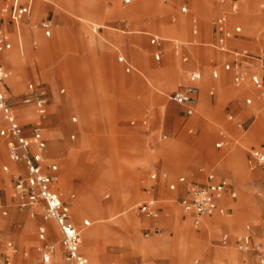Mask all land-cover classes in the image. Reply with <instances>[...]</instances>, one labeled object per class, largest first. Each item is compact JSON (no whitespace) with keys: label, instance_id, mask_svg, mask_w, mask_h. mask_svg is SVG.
<instances>
[{"label":"rangeland","instance_id":"rangeland-1","mask_svg":"<svg viewBox=\"0 0 264 264\" xmlns=\"http://www.w3.org/2000/svg\"><path fill=\"white\" fill-rule=\"evenodd\" d=\"M242 1L244 8L239 0L238 16L248 14L247 21L254 24V28L244 24L246 44L264 56V0ZM207 3L212 7L209 14ZM93 4L112 11V17H103ZM184 5H188V13L181 11ZM45 6L55 22L52 36L40 34L34 43L28 26L23 25V50L14 47L4 52L13 59L5 57L9 75L3 87L26 134L33 133L42 117L33 103L24 104L23 99L29 93H45L48 113L41 120L50 157L47 164L59 166L62 197L71 203L72 221L82 238L80 249L89 264H177L176 257H184V264H258L254 251H240L235 240L250 226L254 244L264 251V169L249 163L252 150L264 145V100L250 86L243 94H224L219 88L223 82L230 91L238 89L230 73L223 72L219 80L212 76L211 60L220 58L211 45L217 0H55V6ZM163 7L167 9L161 12ZM41 12L42 7L37 8V19ZM191 13L198 15L204 27L198 37L203 44L196 46L204 79L199 103L189 117L169 94L187 81L185 71L176 74L179 61L187 65L173 52L171 41L183 43L187 52ZM92 23L105 28L94 34ZM146 31L162 34L167 40L161 62L154 59L155 48ZM41 42L51 44V49L42 52ZM135 50L143 53V62L134 56ZM121 55L134 65L131 72L118 61ZM161 66L162 74L175 80L169 88L165 79L158 83L151 72ZM207 79L216 88L211 95L212 84L207 86L205 100L203 82ZM0 119V202L8 210L3 215L0 208V231L4 239L30 252V262L41 264L38 227L47 221L18 206L12 176L3 170L11 161L1 113ZM142 119H147L144 126L139 122ZM222 140V147H216ZM209 169L227 178L237 197L226 200L229 215L209 219L211 226L206 227L203 223L208 218L195 225L190 215L185 216L180 204L185 193L181 188L171 190L170 185H178L179 177L185 176L182 185L188 189L203 181ZM151 173H157L158 179L151 180ZM151 183L156 184L154 194L162 205V230L146 236L149 219L138 212L137 204L145 197L144 187ZM87 218L91 225L85 227ZM218 221L226 226L219 229ZM224 233L230 238L226 245L220 242ZM54 234L52 264H75L67 257L57 227ZM222 251H235L238 257L218 253ZM17 258L21 261L23 256Z\"/></svg>","mask_w":264,"mask_h":264},{"label":"built area","instance_id":"built-area-1","mask_svg":"<svg viewBox=\"0 0 264 264\" xmlns=\"http://www.w3.org/2000/svg\"><path fill=\"white\" fill-rule=\"evenodd\" d=\"M52 0H5L0 8V14L4 19L11 21L16 26L17 35L20 38V28L23 23H29L31 28L41 29L47 37L52 35L53 22L45 18L40 22H33L32 16L35 6L38 2H51ZM130 0H127L129 2ZM221 4H225L226 0H219ZM183 12L187 11L186 7L182 8ZM237 8L231 7L230 11H224L214 20V31L216 35L215 47L223 53L232 56L231 61L223 64L225 71L232 72L233 84L237 87L247 82L259 91L260 97L264 100V77L257 71H252L257 65L264 68V62L261 56L251 53L249 50H236L229 46V41L236 39L243 32L241 25H230V15L236 14ZM99 26L94 25L93 30H99ZM193 33H198V28L194 27ZM164 40L158 35H152L150 42L152 45L161 46ZM21 44V43H20ZM176 48L179 43H176ZM13 47L11 32L5 23L0 22V54L5 50ZM156 60H161V53L155 55ZM186 61L187 58H184ZM119 61L125 63V57H119ZM127 72L132 70L131 66L126 67ZM9 72L6 67L0 63V113L8 124V155L10 160L15 164L24 166V170H18L11 173L13 180L14 195L18 200V206L21 209H27L32 217L42 215L46 221L55 222L61 232V243L69 260H73L76 264H88V259L80 252L81 233L74 225L71 219L70 205L65 202L59 193L54 189V183L57 179L59 170L57 164H51L48 171L44 168L41 159L43 151L46 149V142L39 137L40 128H34V136L27 137L24 134V127L20 123L16 112L10 105L6 96L3 84L8 77ZM213 77L219 78L220 71L215 69ZM203 75L199 70H191L187 72L188 83L180 86L169 94L170 100L179 105L188 107L189 113L198 103L200 93L199 83ZM62 90L61 92H63ZM31 92H34L31 91ZM215 93V88L211 89V94ZM45 93L33 96V93L27 94L24 104L33 103L42 116L47 114V98ZM230 120L233 116L228 117ZM77 118L74 117L73 121ZM241 126L242 124H238ZM74 137V136H73ZM220 143L219 145H222ZM33 145H36L37 152L34 151ZM250 163L253 167L264 169V148L254 149L251 152ZM4 170L10 172L8 166ZM156 174H152V178H156ZM181 182L185 181V177L180 178ZM176 185L172 184L171 188L175 189ZM3 188L0 186V197ZM264 192V189H263ZM229 194L231 198L237 197V192L233 189L231 182L223 177H217L214 172H208L206 182L197 183L190 189V195L181 200L184 210L193 215L194 223L199 225L206 216L215 213L224 214L226 208L221 205V201ZM0 208L3 215L8 214V210L0 202ZM138 212L152 220L151 226L145 231V235L161 232L160 213L161 206L159 201L154 197H150L141 202ZM38 239L40 243L37 251L40 255L41 264H51L55 252V245L49 240L46 226H39ZM228 243L227 237L222 239V244ZM238 249L242 252L254 251L259 259V264H264V251L261 245H255L250 235H245L238 242ZM30 252L21 249L12 240L4 239L0 231V264H22L16 260L19 255L24 258L29 257Z\"/></svg>","mask_w":264,"mask_h":264},{"label":"crops","instance_id":"crops-1","mask_svg":"<svg viewBox=\"0 0 264 264\" xmlns=\"http://www.w3.org/2000/svg\"><path fill=\"white\" fill-rule=\"evenodd\" d=\"M4 2H5V0H2V2H1V4H0V8H1V6L4 4ZM217 3H218V5H219V11L217 12V14L213 17V19H212V29H211V34H212V42H211V45L216 49V51L219 53V56H220V58H219V60L221 61V62H218L217 60H214V59H212L211 60V63H212V67H213V70H212V76H213V71L215 70V69H218L219 71H220V77L219 78H214V79H220L222 76V73L223 72H225V73H230V77H231V81H232V84H233V75H232V72H229V71H225L224 69H223V64L225 63V62H227V61H231L232 60V56L231 55H229V54H226V53H223V52H220L216 47H215V44H216V41H217V39H216V35H215V31H214V20H215V18L219 15V14H221L222 12H224V11H230V9H231V7H233V6H235L236 8H237V13L236 14H231L230 15V25L231 26H235V25H241L242 27H243V32L241 33V35H239L236 39H233V40H231V41H229V46L231 47V48H233V49H236V50H249L251 53H254V54H256V55H259V56H261L262 57V59H263V62H264V56L263 55H261L260 53H258V52H255V51H253L252 49H250L248 46H247V44H246V31H245V33H244V24L245 25H249L251 28H254V24L253 23H251V24H249V21H247V19L249 18L248 17V14H241L242 15V17L240 16H238V14H239V12H240V5H241V8H244V2L241 0V2H240V5H239V0H226V3L225 4H221L220 3V1L219 0H217ZM46 4H49V5H52V6H55V0H52L51 2H38L37 4H36V6H35V9H34V12H33V16H32V20H33V22H40L41 20H43V19H45V18H48V19H50L52 22H53V29H54V26H55V22H54V20H53V18L50 16V11L46 8ZM91 6H94V7H96V8H98L99 10H101V12H102V14H103V17H106V18H111L112 17V11H110L109 9H106V8H104V7H102V6H99V5H96V4H93V5H91ZM39 7H42V12H41V15H40V17L37 19V8H39ZM183 7H186L187 8V11L186 12H184V13H188V9H189V7H188V5H184V6H182L181 7V11H182V8ZM161 9V12H164L166 9H167V7H163V8H160ZM205 11L207 12V14H209L211 11H212V7H211V4H208L207 3V6L205 5ZM183 12V11H182ZM95 16H98V15H95ZM80 18H81V16H79ZM99 17V16H98ZM101 17V16H100ZM241 20V21H240ZM190 21H191V33H192V37L187 41V44L189 45V49L187 50V52H185V51H183L184 49H183V43H179V42H175V41H171V42H173L171 45H172V50H173V52L176 54V55H181V60H182V62L183 63H185L187 66H184V65H181V63H180V61L178 62V68H177V75H181L182 73H183V71H185L186 73L187 72H189V71H191V70H199V71H201V73H202V75H203V78H202V80L200 81V83H199V87H200V93H199V97H198V103H199V100H200V96H201V83H202V81H203V79H204V70H203V68L201 67V65H199V62H201V59H200V56H199V54H198V51H197V49H196V46H199V45H202L203 43L201 42V41H199V35H200V33H202V27H203V24H202V22H201V19L198 17V15L196 14V13H191V16H190ZM243 21V22H242ZM0 22L1 23H5V25L8 27V29H9V31L11 32V39H12V42H13V47L10 49V50H12L14 47H16L18 50H20V51H22L23 50V30H22V28H23V25H26V26H28V32H30L31 33V35L33 36V38H34V40H33V42L34 43H37V38H39L38 36L40 35V34H42L43 36H45V37H47L45 34H44V32H43V30H41V29H33V28H31V26H30V24L29 23H23L22 25H21V28H20V32H21V37L19 38L18 37V35H17V31H16V26L14 25V23H12L11 21H8L7 19H4L3 17H2V15L0 14ZM181 24H184L183 23V21H181ZM94 25H96V26H99L100 28H99V30H97V31H94L93 30V26ZM194 27H197L198 28V33L197 34H194L193 33V29H194ZM102 28H105L103 25H101V24H95V23H92L91 24V30H92V32L94 33V34H98L101 30H102ZM204 28V27H203ZM206 30V29H205ZM146 34H148L149 35V43H150V45L152 46V47H154L155 48V52H154V54H153V56H154V59H155V61H157V62H161L162 61V58H163V56H164V53L166 54V52H167V50H166V46H165V44H166V42H167V40L165 39V37L162 35V34H159V33H151V32H149V31H146L145 32ZM52 34H53V30H52ZM203 34H204V31H203ZM152 35H158V36H160V37H162V39L164 40L163 42H162V44H161V46H155V45H152L151 44V42H150V38H151V36ZM52 36V35H51ZM50 36V37H51ZM21 43V44H20ZM176 43H179V47L178 48H176ZM41 44H42V52H47V51H49L50 49H51V44H47L46 42H41ZM256 45V44H255ZM114 46L115 47H117L118 49H120L122 52H125V49L122 47V46H119L117 43H115L114 44ZM6 51H9V50H5V51H3L1 54H0V63L1 64H3L5 67H6V69L8 70V72H9V69H8V66H7V60H6V58H5V54H4V52H6ZM158 52H160L161 53V60L160 61H158V60H156V58H155V55H156V53H158ZM143 53L141 52V51H137V50H135V52H134V56H136L137 57V59H139V61H141V62H143V55H142ZM138 55V56H137ZM121 56H123V57H125V59H126V62L125 63H123V62H121V63H123L124 65H125V70H126V67L129 65V66H131V68H132V70L134 69V65L129 61V59L126 57V56H124V55H121ZM121 56H119V57H121ZM119 57H118V61H119ZM184 58H187V60L185 61L184 60ZM26 60V59H25ZM14 62H16V66H19L20 65V63L18 62V61H14ZM120 62V61H119ZM136 69V68H135ZM162 69V66L161 67H158V68H153L152 69V71L151 72H153L155 75H156V77H157V79H158V83H159V80L162 78V79H165L166 81H165V84L167 85V87L163 84V82H160L161 84H162V86H163V88H169L170 86H172V84L173 83H175V80H173V79H171L170 77H166V76H164L163 74H162V72L160 71ZM131 70V71H132ZM130 71V72H131ZM252 71H257V72H259L263 77H264V68H262V67H260V66H256ZM126 72H127V70H126ZM140 72V71H139ZM142 75H144V76H146L145 74H144V72H140ZM147 77V76H146ZM218 80L216 81V84H218L219 85V83H218ZM188 83V79H187V81H186V83H184V84H180L179 86H178V88L180 87V86H182V85H185V84H187ZM208 84V85H207ZM207 86H209V85H211V88H210V90H209V92H210V94H211V89L212 88H216L215 87V85H213V81L211 80V79H207ZM234 85V84H233ZM207 86H206V88H207ZM235 86V85H234ZM249 86L253 89V91H254V93H255V95H259V97H260V94H259V91L253 86V84L252 83H250V82H247V83H245L244 85H242V86H240V87H238V89H235V90H233V91H230V89H229V86L226 84V83H222V85L219 87L220 89H221V92L222 93H224V94H228V93H240V94H243V92H247V90H248V88H249ZM235 87H237V86H235ZM155 88V87H154ZM178 88H176V89H178ZM206 88H205V91H206ZM175 89V90H176ZM62 90H64V89H62ZM61 90V91H62ZM174 91V90H173ZM172 91V92H173ZM211 95H213V94H211ZM8 98V97H7ZM9 101V100H8ZM71 102V101H70ZM174 102V101H173ZM248 104H251L249 101H248V99H247V101H246ZM10 103V102H9ZM176 103V102H175ZM197 103V104H198ZM197 104L193 107V110H192V112L191 113H189V111H188V107L187 106H184V105H181L184 109H185V114L187 115V116H192L193 114H194V112H195V110H196V106H197ZM11 105V104H10ZM12 106V105H11ZM13 107V106H12ZM14 109V108H13ZM98 109V107L96 106V110ZM47 110H48V103H47ZM14 111H15V109H14ZM36 111H37V109H36ZM16 112V111H15ZM83 112V111H82ZM81 112V113H82ZM47 113H48V111H47ZM16 114H17V112H16ZM39 117H42V118H45L46 117V115L45 116H42V115H40L39 113H38V111H37V113H36ZM17 116H18V114H17ZM229 116H233L232 114H229L228 115V117ZM3 117V116H2ZM41 118V119H42ZM74 118V117H73ZM77 118V117H76ZM18 119H19V117H18ZM41 119H39V123H37V125H35L34 126V128L35 127H39L40 128V133H39V137L41 138V139H43L45 142H46V149L43 151V153H42V157H43V159H41V162H42V164H43V166H44V168L46 169V171H48V167L51 165V164H57V163H54V162H52V163H50V164H47V162H48V160L50 159V157H49V155H48V152H47V139L44 137V127H43V121L41 120ZM5 121V120H4ZM20 121V120H19ZM140 122V124L141 125H146L147 124V119H142V120H140L139 121ZM0 123H1V119H0ZM5 123H6V130H7V135H6V137L8 138V124H7V122L5 121ZM21 123V122H20ZM2 124V123H1ZM22 124V123H21ZM131 124L132 125H134V124H136V121L135 120H132L131 121ZM23 125V127H24V124H22ZM34 128H33V133H31V134H26L25 133V131H24V134L27 136V137H29V138H32L33 136H34ZM192 130H193V128H190V132H192ZM74 136V137H73ZM75 133H73L72 135H71V138L73 139V138H75ZM167 143H169L168 141H167ZM220 143H223L224 144V140H222V141H219V142H217L216 143V147H222V145H219ZM8 147V146H7ZM261 148H264V145H262L261 147H257V148H255V149H261ZM33 149H34V151L35 152H37V148H36V145H33ZM254 150V149H253ZM9 156V155H8ZM250 158H251V156H250ZM11 161V160H10ZM249 163H250V160H249ZM251 164V163H250ZM58 165V164H57ZM5 166H8L9 167V169H10V176H12L11 175V173L12 172H14V171H18V170H24V166L23 165H21V164H15V163H13L12 161H11V165H4L3 166V170H4V167ZM251 167L252 168H256V167H253L252 165H251ZM58 168H59V166H58ZM5 171V170H4ZM214 172L216 175H217V177H223V176H220L217 172H215V170L214 169H209V170H207V172H206V174H205V176L203 177V181H201V182H196V184L197 183H204V182H206V176H207V173L208 172ZM5 172H7V171H5ZM152 174H156L157 175V173H151L150 174V179L151 180H157L158 179V177H156L155 179L154 178H152ZM59 177H60V179H59ZM181 177H185V176H181ZM181 177H179V184L177 185L176 183H172V184H175L176 185V187H175V189H180L181 191H184V195H183V198H185V197H188L189 195H190V189H191V187H189L188 189L187 188H185V187H183V185L182 184H184V182H181L180 181V178ZM61 178H62V175H61V172H60V170H58V172H57V179H56V181H55V183H54V189L59 193V195L61 196V198L63 199V197H62V193H61V189H60V183H61ZM223 178H225V177H223ZM10 179H12L11 177H10ZM227 179V178H226ZM185 180H186V177H185ZM6 182V179H2L1 180V182ZM171 184V185H172ZM232 184V183H231ZM171 185H170V189L171 190H175V189H172L171 188ZM155 186H156V184H153V183H151V184H148V185H146L145 187H144V192H145V197L141 200V201H139L138 202V204H137V207H138V205L141 203V202H143V201H145L146 199H148V198H150V197H154L155 199H157L158 201H159V204H160V206H161V211H162V205H161V202H160V200L155 196V194H154V190H155ZM232 186H233V189L237 192V190H236V188H235V186L232 184ZM75 196V194L73 193L72 194V198ZM182 198V199H183ZM231 199H233V198H231V196L229 195V194H227L226 196H225V198L221 201V205L223 206V207H225L226 208V212L224 213V214H221V213H215V214H213V215H210V216H206V217H204V219L205 218H208V219H211V220H213V218L214 217H217V216H227V215H229L230 214V210H231V208H230V205L229 204H227V202H226V200H228V201H231ZM65 202H67L69 205H70V208H71V203L69 202V201H66L65 199H63ZM180 204H181V201H180ZM184 209V208H183ZM186 212V211H185ZM186 214L187 215H190L191 216V218H192V221H193V223H194V219H193V215L192 214H190V213H188V212H186ZM185 214V216L187 217V215ZM146 217V216H145ZM146 218H148V217H146ZM71 219H72V217H71ZM149 219V218H148ZM204 219L202 220V223H203V221H204ZM73 222V221H72ZM151 224H152V220L151 219H149V222H148V226L147 227H145L144 228V233H145V231L151 226ZM195 224V223H194ZM75 225V224H74ZM83 225L85 226V227H87V226H90L91 225V221L87 218V219H85L84 220V222H83ZM161 225V224H160ZM196 225V224H195ZM40 226H46V228H47V231H48V235H49V240L53 243V240H52V236H54L55 234V230H56V227L58 228V230H59V233H60V236H61V232H60V229H59V227H58V225L56 224L55 225V223H53L52 221H47L45 224H41ZM76 226V225H75ZM223 226H226V225H222V226H220V228L219 229H222V227ZM77 227V226H76ZM39 228V227H38ZM161 228H162V226H161ZM97 229V228H96ZM80 231V230H79ZM193 231H195L194 229H193ZM196 233V232H195ZM101 234H103V233H100L99 235H101ZM152 234H156V233H152ZM151 234V235H152ZM99 235H97L96 237H95V239H94V241H96V239H97V237L99 236ZM245 235H250V237L252 238V240H253V242H254V239H253V231H252V229L250 228V226H247V228H246V231L244 232V233H242L240 236H238L237 238H236V240H235V244H236V246H237V248H238V242H239V240L242 238V237H244ZM150 236V235H149ZM224 237H227V239H228V242L230 241V238H229V234L228 233H224V234H222L221 235V239H220V242L222 243V239L224 238ZM40 243V242H39ZM81 243H82V238H81ZM145 245V242H143V243H140L139 244V248H141V247H143ZM81 247V246H80ZM80 252L86 257V255L81 251V249H80ZM219 254H224V255H227L228 257H230V258H232V259H237L236 257H238L237 255H236V252L235 251H222V252H218ZM98 257H99V254H98ZM29 258L30 257H28V258H22L21 259V261L20 260H18V258H16V260L18 261V262H20V263H22V264H39V263H32V262H30L29 261ZM87 258V257H86ZM88 259V258H87ZM184 260H185V258L183 257V258H180V257H176V259H174V261L177 263V264H184ZM52 264V263H51ZM76 264V263H75ZM88 264H89V260H88ZM258 264H259V259H258Z\"/></svg>","mask_w":264,"mask_h":264},{"label":"bare ground","instance_id":"bare-ground-1","mask_svg":"<svg viewBox=\"0 0 264 264\" xmlns=\"http://www.w3.org/2000/svg\"><path fill=\"white\" fill-rule=\"evenodd\" d=\"M83 19V18H82ZM17 51V50H16ZM13 55V54H12ZM5 57L7 58V59H11L12 57H11V53H7V54H5ZM11 57V58H10ZM22 57V56H21ZM13 59V58H12ZM9 62V61H8ZM207 83L206 82H203V98L205 99V100H207L208 98L206 97V94H205V88H206V86L208 85H206ZM208 95V94H207ZM207 98V99H206ZM232 202V201H231ZM187 215V214H186ZM188 216V215H187ZM222 225H225V223L223 222V221H218V226L220 227V226H222ZM203 226H206V227H210L211 226V224H210V220L209 219H207V220H205L204 221V223H203ZM193 236H194V234H193ZM237 258V257H236Z\"/></svg>","mask_w":264,"mask_h":264}]
</instances>
